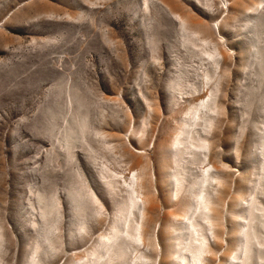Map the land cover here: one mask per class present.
Instances as JSON below:
<instances>
[{"label":"rangeland","instance_id":"rangeland-1","mask_svg":"<svg viewBox=\"0 0 264 264\" xmlns=\"http://www.w3.org/2000/svg\"><path fill=\"white\" fill-rule=\"evenodd\" d=\"M204 177L201 264H264V0H0V264H85L129 190L175 264Z\"/></svg>","mask_w":264,"mask_h":264},{"label":"bare ground","instance_id":"bare-ground-1","mask_svg":"<svg viewBox=\"0 0 264 264\" xmlns=\"http://www.w3.org/2000/svg\"><path fill=\"white\" fill-rule=\"evenodd\" d=\"M143 1L145 2L146 5L148 4V0H143ZM184 139L185 138H182L180 136V133L175 134L174 143L170 148V151L174 155L180 156L184 153V145H185L184 142H186V144H189L190 147H193L197 152L200 151V154L202 155L204 154L202 150H204L205 147L203 146V144L200 143L199 145L197 143L192 133L189 134L188 139L185 140ZM169 180L170 182H172L174 179L169 177ZM212 182L213 179H208L207 177H204L201 180H199L196 185H194V191L190 193L192 199L190 205L186 210L185 215L188 216L190 213H192V218H190L187 221L188 223L185 226L186 227L185 232L189 233L191 235V238L193 239L192 242L191 243L188 242L186 246L185 245L174 246V249L176 251V256L174 259L175 264H201L203 261L205 249L206 246L208 248V245L206 242V237L202 233L200 227L201 224L200 221L208 225L209 227H212V220L210 218V214L212 213L210 207L211 206L210 199L207 190H205V187L209 185L211 186ZM100 183L106 189V192L109 195L108 198L114 199L112 195V185L110 183V180L108 178L106 179L105 177H102L100 178ZM178 184L179 182L174 183V186ZM176 190L177 189L174 188V191L172 192V196H174V194L176 195L175 193ZM90 195H89L90 197L89 199L92 201V203L103 209L99 199L94 195L92 196ZM116 209L118 213V219L120 220L122 225L119 226L116 223L113 224L110 227L111 236H109L108 239L100 238L99 244L98 243L96 244L98 245V247L91 256V259H89L90 261H86L84 259L82 260V263L84 262L85 264H140V261L143 260V257L141 255L142 249L140 250V245L142 243L146 248L148 246L143 241V238L141 237L142 234H140L141 226L139 222L141 220L140 214L142 215L141 212L142 206L141 204H139L137 200L136 193L133 190H129L127 195L126 208L124 207L121 208V205L117 204ZM233 221H237L236 215L233 217ZM245 228H243L244 233L247 232L248 230L247 228H246L247 230H245ZM177 233L174 234V236H177ZM180 236L181 234H179V237ZM244 246H245L244 243H240V247L244 248ZM240 252H243V249ZM260 262L262 263V261Z\"/></svg>","mask_w":264,"mask_h":264}]
</instances>
